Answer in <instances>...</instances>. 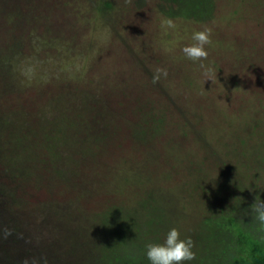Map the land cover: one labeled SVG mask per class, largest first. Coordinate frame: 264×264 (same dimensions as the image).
Masks as SVG:
<instances>
[{"label": "rangeland", "instance_id": "rangeland-1", "mask_svg": "<svg viewBox=\"0 0 264 264\" xmlns=\"http://www.w3.org/2000/svg\"><path fill=\"white\" fill-rule=\"evenodd\" d=\"M255 199L264 0H0V264H150L173 227L246 264Z\"/></svg>", "mask_w": 264, "mask_h": 264}, {"label": "clouds", "instance_id": "clouds-1", "mask_svg": "<svg viewBox=\"0 0 264 264\" xmlns=\"http://www.w3.org/2000/svg\"><path fill=\"white\" fill-rule=\"evenodd\" d=\"M176 24L171 18L162 21V28L167 31L175 30ZM194 43L184 46L181 51L185 58L197 62L204 61L208 58L206 45H211V29L195 31L192 34ZM200 66L203 68L204 64ZM167 76L166 69H157L153 76V82L159 80L160 76ZM210 79V77H209ZM253 219L258 222L261 229H264V199H255L251 205ZM146 258L150 264H183L185 261H192L196 258V253L193 251L194 241L191 237L181 239L180 231L173 227L166 234L163 244L149 243L146 246Z\"/></svg>", "mask_w": 264, "mask_h": 264}, {"label": "trees", "instance_id": "trees-1", "mask_svg": "<svg viewBox=\"0 0 264 264\" xmlns=\"http://www.w3.org/2000/svg\"><path fill=\"white\" fill-rule=\"evenodd\" d=\"M119 264H136L135 262L125 261L124 263ZM246 264H264V249L260 247H255L251 250L247 256Z\"/></svg>", "mask_w": 264, "mask_h": 264}]
</instances>
